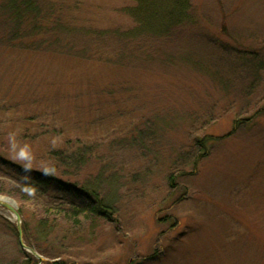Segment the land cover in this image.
<instances>
[{
    "label": "rangeland",
    "instance_id": "rangeland-1",
    "mask_svg": "<svg viewBox=\"0 0 264 264\" xmlns=\"http://www.w3.org/2000/svg\"><path fill=\"white\" fill-rule=\"evenodd\" d=\"M34 1L61 15L50 51L13 44L15 23H0V200L25 213L32 254L264 264V0H185L168 37L130 35L133 0ZM61 153L63 164L49 157ZM37 173L66 185L29 193ZM68 184L90 186L111 216L78 220L76 239L61 220L45 238L47 211L88 206ZM25 260L19 232L0 220V264Z\"/></svg>",
    "mask_w": 264,
    "mask_h": 264
},
{
    "label": "trees",
    "instance_id": "trees-1",
    "mask_svg": "<svg viewBox=\"0 0 264 264\" xmlns=\"http://www.w3.org/2000/svg\"><path fill=\"white\" fill-rule=\"evenodd\" d=\"M137 4V6L134 7V9H130L132 17L136 19L137 27L135 28V31L130 33L131 36H141V35H150L154 36L157 34H160L162 36L168 37L172 32H174V29L176 28V25L181 22L184 19L185 16V9L187 8V4L185 0H133ZM0 23H15L16 30L14 31L16 33V36H13L12 43L13 44H20V46L24 50H30L34 51V49H38L41 52H44L45 50L50 51L51 46L46 47V41L45 38L47 35L51 37L52 29L55 30V24L60 23V12L56 10L53 6L48 5L47 9L36 3L34 0H0ZM167 4V5H165ZM154 5V6H153ZM45 6V4H44ZM158 6V7H155ZM33 17L34 21H30L29 18ZM31 23L29 25L30 33L27 31L25 34H23V28H21L22 23ZM61 26L59 27V29ZM57 29V28H56ZM64 30V29H63ZM66 32H70V30L67 28L65 30ZM18 33H21L19 35ZM19 35V37L17 36ZM29 39H27L28 35ZM50 42V41H49ZM55 45L59 43V41H53ZM52 44V42H51ZM68 45V43H67ZM65 43L61 44V47L67 46ZM40 48H39V47ZM264 115V108L259 110L257 112L256 116ZM251 119H247L243 121L245 124L251 122ZM202 146H204L205 140L199 141ZM205 149V148H204ZM66 154V151H65ZM204 154V153H203ZM54 156H49L50 158L59 159L61 158V162H65L63 160V154H58ZM61 156V157H60ZM202 158V154H199V157L197 158V162L200 161ZM1 161H5L3 157H0ZM6 164L7 161H6ZM51 171H54V169H50ZM174 178L171 179V182H173ZM57 182V184H62L58 177H55L52 175V173H44L40 174L37 173L35 175V180L31 185H26L25 190L29 193L33 192H39L41 191V187H47L54 185ZM62 185H66L65 183ZM66 190L69 189V192H73V194H77L76 196H80L81 198H84L88 202L87 207H81V208H74L71 212L67 210H59V209H51V211H47L49 218L46 217L41 219L38 224V231H40L45 238L49 237H57L58 232H56V229L59 227V221H65L72 229H67V233L70 234L72 238H77L78 235H75L74 230L82 226L83 223H80L78 220L82 219L83 221L90 220L91 215H105V216H111L112 209L106 203L102 198L99 197V193L95 191H90V186L80 187L76 184H68L65 188ZM64 189V190H65ZM83 194V197H82ZM42 199L41 197H39ZM93 199V205L90 207V200ZM95 203V205H94ZM40 207L47 210L45 208L49 207V204H43L40 205ZM58 208V207H57ZM91 208V209H90ZM21 218H22V231H23V238L26 243V245L33 249L32 241L29 235L28 226L26 223L25 213L22 209L18 210ZM49 212V213H48ZM54 213V215H53ZM59 215L58 218H54L53 216ZM0 220H3L5 223L10 225L12 228H14L15 231H17V226L12 225L7 220L2 218L0 216ZM74 223V224H73ZM75 223L78 224L75 225ZM81 224V225H80ZM90 231V228H88ZM46 232V233H44ZM80 235V234H79ZM24 254L26 255L25 262L27 264H38L39 260H37L34 255L31 253H27L24 251ZM45 264H65V261L63 259L61 260H55V261H47Z\"/></svg>",
    "mask_w": 264,
    "mask_h": 264
},
{
    "label": "water",
    "instance_id": "water-1",
    "mask_svg": "<svg viewBox=\"0 0 264 264\" xmlns=\"http://www.w3.org/2000/svg\"><path fill=\"white\" fill-rule=\"evenodd\" d=\"M0 206L8 209L16 217L17 222H18L17 228H18V232H19L20 245L22 246L23 249H25V250L28 249L23 242L22 221H21V217L18 213V209L14 205L7 203L5 201H2V200H0ZM33 255L39 260L40 263H42L44 261V259L42 257L36 255L35 253H33Z\"/></svg>",
    "mask_w": 264,
    "mask_h": 264
}]
</instances>
